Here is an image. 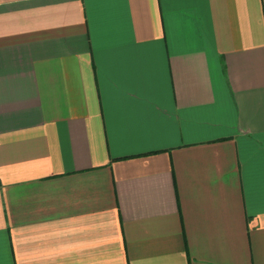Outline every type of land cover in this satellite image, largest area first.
<instances>
[{
	"label": "crops",
	"instance_id": "obj_1",
	"mask_svg": "<svg viewBox=\"0 0 264 264\" xmlns=\"http://www.w3.org/2000/svg\"><path fill=\"white\" fill-rule=\"evenodd\" d=\"M0 264H264V0H0Z\"/></svg>",
	"mask_w": 264,
	"mask_h": 264
}]
</instances>
